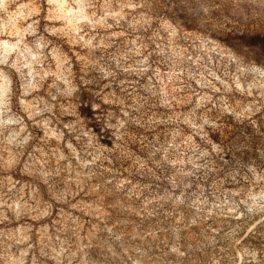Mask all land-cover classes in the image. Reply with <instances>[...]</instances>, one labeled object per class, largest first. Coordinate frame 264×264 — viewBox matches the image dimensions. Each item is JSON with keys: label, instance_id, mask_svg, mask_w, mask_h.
I'll use <instances>...</instances> for the list:
<instances>
[{"label": "rangeland", "instance_id": "obj_1", "mask_svg": "<svg viewBox=\"0 0 264 264\" xmlns=\"http://www.w3.org/2000/svg\"><path fill=\"white\" fill-rule=\"evenodd\" d=\"M0 264H264V0H0Z\"/></svg>", "mask_w": 264, "mask_h": 264}]
</instances>
